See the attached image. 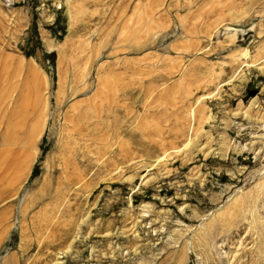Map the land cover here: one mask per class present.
Listing matches in <instances>:
<instances>
[{
    "label": "rangeland",
    "instance_id": "obj_1",
    "mask_svg": "<svg viewBox=\"0 0 264 264\" xmlns=\"http://www.w3.org/2000/svg\"><path fill=\"white\" fill-rule=\"evenodd\" d=\"M0 264H264V0H0Z\"/></svg>",
    "mask_w": 264,
    "mask_h": 264
}]
</instances>
